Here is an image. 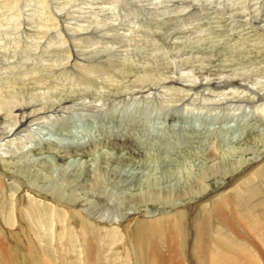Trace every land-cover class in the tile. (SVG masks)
<instances>
[{
    "label": "rangeland",
    "instance_id": "1",
    "mask_svg": "<svg viewBox=\"0 0 264 264\" xmlns=\"http://www.w3.org/2000/svg\"><path fill=\"white\" fill-rule=\"evenodd\" d=\"M7 3L0 0V237L12 264H85L84 238L89 264H133L137 223L156 217L184 228L178 251L188 264H206L195 231L214 225L218 211L238 221L228 228L235 246L263 252L248 222L264 216V172H244L264 166V101L237 83L264 93V0H48L51 15L39 0ZM217 80L232 86L200 84ZM240 95L256 109L237 104ZM14 114L33 129L21 140L5 133ZM30 202L45 242L32 231ZM17 223L27 238L13 231ZM211 226L201 234L222 240ZM29 246L41 262L22 257Z\"/></svg>",
    "mask_w": 264,
    "mask_h": 264
},
{
    "label": "bare ground",
    "instance_id": "2",
    "mask_svg": "<svg viewBox=\"0 0 264 264\" xmlns=\"http://www.w3.org/2000/svg\"><path fill=\"white\" fill-rule=\"evenodd\" d=\"M171 2V1H170ZM39 3L40 5H42V10L44 13H47L48 12V15H51L50 11H49V5H48V0H39ZM8 4H11L10 3V0H8V3L5 4V5H8ZM163 4V3H162ZM168 7V6H167ZM48 9V10H47ZM157 10V9H156ZM47 11V12H46ZM164 11H167V10H164ZM22 12V11H21ZM42 12V13H43ZM12 15V14H11ZM159 15V14H157ZM14 16V15H13ZM15 18V17H14ZM47 19V18H46ZM13 20V18H12ZM51 22V21H50ZM15 24H13L14 26ZM17 26V24L15 25ZM143 27V26H142ZM71 36V35H70ZM75 37V35H74ZM27 55V54H26ZM28 56V55H27ZM178 64V63H177ZM180 66V65H179ZM182 66V65H181ZM190 69V68H189ZM194 69V68H193ZM192 70V69H191ZM194 72V71H193ZM200 78V77H199ZM210 80V79H209ZM215 80V79H213ZM246 81V80H245ZM244 80H241L239 83H237L240 88L242 89H246V90H249L250 88V91L252 92V94L254 93V97L255 99L257 98L258 101H264V93H260L258 92L257 90H255L257 87H255V85H246ZM210 82V83H209ZM208 83H206V81L203 83L200 82L201 86H206V84L208 85V87H212V88H216V89H221L222 87L224 88L225 86L228 87L229 86H232V82L231 84H226V81H223V80H217L216 82H212V81H209ZM199 83V82H198ZM237 85V86H238ZM182 86V85H181ZM238 86V87H239ZM252 86V87H251ZM191 90L194 89L193 86L190 87ZM236 88V87H235ZM225 89V88H224ZM232 89V88H231ZM224 91V90H223ZM229 91V90H228ZM233 91V90H232ZM237 91V89H236ZM180 94V93H179ZM226 94V93H225ZM150 95V94H149ZM239 95V94H238ZM241 96V95H240ZM217 97V96H216ZM226 97V95H225ZM223 97V98H225ZM254 99V98H253ZM252 99V100H253ZM238 101L237 104H240L241 105H244L246 103V105H248V107H251L256 109V106H255V103L254 102H245V100H248V101H251V98L250 97H239V99H237ZM89 105V104H88ZM188 105V104H187ZM251 105V106H250ZM260 106V105H259ZM263 107V105H262ZM11 108V107H10ZM13 109V108H12ZM15 112V111H14ZM24 113V112H23ZM14 121L16 119H19V117L14 114V117L11 116ZM51 117V116H50ZM49 118V116H48ZM52 119V118H51ZM29 122H28V119H25V118H21L19 120V122L15 121V125L12 126V128H10L7 132L8 134V137H13L16 138L17 140H21L19 139L20 136L22 135V133H24V130H26L25 128H28L30 131L33 130L32 127H30L29 125ZM38 125V124H37ZM39 126V125H38ZM29 135V134H28ZM18 137V138H17ZM13 138V139H14ZM12 140V139H10ZM13 142V141H12ZM3 148V147H2ZM5 148V147H4ZM214 149V148H213ZM4 149H1L0 147V166H1V161L2 159H4V155H3V151ZM5 154V153H4ZM5 160V159H4ZM264 160V158H263ZM258 164H253L252 166H246L245 169L246 171L244 172V175L247 176V174L249 175H253V173L256 171V173L258 172H264V166L262 165L260 167V169L257 167ZM259 165H261V162L259 163ZM212 169V168H211ZM71 170V169H70ZM0 172L1 171V168H0ZM253 172V173H252ZM254 173V178L255 176L258 174ZM3 175H5L4 173H2ZM256 174V175H255ZM2 175V176H3ZM262 175V174H261ZM251 176L250 179H253ZM96 177V176H95ZM248 177V176H247ZM257 177V176H256ZM262 177V176H261ZM249 179V178H248ZM249 179V180H250ZM252 181V180H251ZM250 183V181H249ZM257 187V186H256ZM259 188V187H258ZM264 189V188H263ZM257 191V190H256ZM261 190L259 189L258 192H260ZM262 192V191H261ZM264 192V191H263ZM190 193V192H189ZM191 194V193H190ZM189 194V195H190ZM26 195V196H25ZM156 195V194H155ZM154 195V196H155ZM158 195V194H157ZM195 195V194H194ZM153 196V195H152ZM4 197V195H3ZM18 199H16V203H15V210H16V213L18 215V219L19 221L22 219V215H23V212H22V200L25 199V197H27V194H24L23 192L19 193V195L17 196ZM157 197V196H155ZM31 201V200H30ZM245 201H248L247 199ZM234 202V201H233ZM31 203V202H30ZM251 203V202H250ZM5 205V204H4ZM230 207V206H229ZM248 207V206H247ZM48 208V207H47ZM233 208V207H232ZM35 209V206H34V203H31L30 204V207L28 208L27 210V213H30L29 217H31L32 221H35L33 224H34V228L32 229V231L34 232V235L35 236H38V235H41L44 237V239L41 238V240H43L44 242L46 241V237H45V234L47 233H41V231L39 230V227L42 226L41 222L43 221L42 218L40 217V215H35V213L32 211ZM224 209V208H223ZM229 209V208H228ZM46 210V209H45ZM220 210V209H219ZM246 208H245V211L246 212ZM59 211V210H58ZM190 211V210H188ZM187 211V212H188ZM218 211V210H217ZM263 211V209H262ZM13 212V211H12ZM236 211L234 210V213ZM243 212V211H242ZM15 213V212H14ZM15 213V214H16ZM184 213V212H183ZM181 213V214H183ZM223 212L222 211H218L217 213V218L215 219V224L213 225L212 223V226L211 224H204L203 221L199 224V227L198 229L195 231V238H194V243L193 245L195 246L196 250L198 251V253H200V255L203 257V259L206 260V264H262L261 263V259L262 256L264 255L263 252H264V248H263V252L261 250L258 251L256 248L252 247V249L254 251H251V250H247L245 248V250H241L240 248H238L237 246H235V239L232 238V233H231V221L235 220L234 219V215L230 216V219L227 220V216H224L222 214ZM5 214V212H4ZM37 214V213H36ZM41 214V213H40ZM187 213L185 212V215ZM238 215V213H235ZM43 215V214H41ZM179 215V214H178ZM240 215V214H239ZM250 215V218H251V221L248 222V228L251 230L249 232L253 233V235H255V237L257 236L259 238V242L263 243L264 244V223L262 224L261 226V222L264 221V216L262 215H259L258 214V217L254 216L256 215V213H251L249 214ZM24 216V215H23ZM180 216V215H179ZM6 217L8 218V225L7 226H13L14 225V214L11 212H6ZM6 218V219H7ZM169 218H172V217H169ZM207 218V217H206ZM134 218L130 219V220H133ZM154 218H152L153 220ZM23 220L24 218L22 219V223H23ZM177 221V220H176ZM174 221L173 219H164V218H158L156 217V220L154 221H149V223L147 222H139L137 223L138 225V230H136L134 234V237H135V242H133L132 240V243L131 244H134V249H131L130 253L132 254L131 257L133 259V264H188L186 262L187 260V256H186V251L184 252V255H183V252L181 253L180 251H178V242H180L179 240H181V236L183 234H185V230L184 228H182V233H180V231L177 232V229H178V226H177V223ZM20 222V223H21ZM133 222H136L135 220H133ZM211 222V221H210ZM235 223L238 224V221L237 219L234 221ZM244 222V221H243ZM38 224H40L38 226ZM180 224V223H179ZM198 224V223H197ZM246 224V223H245ZM18 228H19V225L18 224ZM23 225V224H22ZM183 225V224H182ZM234 225V224H233ZM15 226V225H14ZM21 226V225H20ZM186 226V225H185ZM213 228V226L216 228V230H220L221 232V235L220 237L222 238L221 239H218V237H216V235L214 237H206V235H202L201 234V231L204 230L206 227H210ZM240 226V225H239ZM51 227V226H50ZM187 227V226H186ZM1 228L3 229V231L7 234H12V231H9L7 228H5V226H1ZM27 228V227H26ZM230 228V229H228ZM242 228V227H241ZM237 229V227H236ZM13 231H16L17 234H20V233H23L21 235H24L26 238H27V232L25 231L24 229V226L20 227L19 230L16 229V230H13ZM114 231V230H113ZM237 231L234 229V232ZM2 232V233H4ZM44 232V231H43ZM56 232V231H55ZM188 232H193V231H188ZM206 232V231H205ZM241 232V231H240ZM238 232V233H240ZM244 232V231H242ZM246 233V232H245ZM5 234V235H7ZM190 234V233H188ZM193 234V233H192ZM191 234V235H192ZM225 234L228 238L230 239H226L224 241L222 235ZM241 234V233H240ZM244 233H242L241 235L243 236ZM1 235V234H0ZM13 235V234H12ZM55 235V234H54ZM214 235V234H213ZM240 235V236H241ZM249 235V234H248ZM29 236V235H28ZM237 236V235H236ZM241 236V238H243ZM246 236V235H245ZM252 236V235H251ZM3 237V236H2ZM15 237V236H14ZM13 237V238H14ZM18 237V235H17ZM132 237V236H131ZM132 237V238H134ZM190 237V236H189ZM194 237V236H193ZM238 237V236H237ZM131 238V239H132ZM185 238V237H184ZM16 239V238H15ZM19 239V238H18ZM17 239L18 243H19V240ZM240 240V238H238ZM5 240V239H4ZM40 240L41 244L42 241ZM53 241V240H52ZM187 241V240H186ZM242 241V240H241ZM251 241V240H250ZM104 242V241H103ZM166 242H168V246H166ZM21 243V242H20ZM30 245L31 243L33 242H29ZM251 243V242H250ZM248 244V243H247ZM34 245V244H33ZM36 245V244H35ZM39 245V244H38ZM83 245V244H82ZM129 245V244H128ZM44 246V245H42ZM186 246V245H185ZM17 247V246H16ZM28 247V246H27ZM193 247V246H192ZM264 247V246H263ZM25 248V247H24ZM23 248V249H24ZM29 248L31 249L27 251V253H25L24 251H21L22 252V257L27 260L29 258V260L31 261H39L41 262L38 258L35 259V256L33 254L32 251H34V247H30ZM81 248V247H80ZM101 248V247H100ZM182 248V247H181ZM194 248V247H193ZM250 248V246H249ZM11 249V248H10ZM13 249V248H12ZM36 249V248H35ZM39 249V248H38ZM38 249H36L38 251ZM44 249V252L45 254L49 255L50 254V249L49 247L47 246H44L43 247ZM99 249V248H98ZM188 249V248H187ZM7 250H9V248L7 249L6 246H4V243H3V240L2 238L0 237V264H12L14 263L15 261V258L10 255L11 252H7ZM16 250V249H15ZM19 250V249H18ZM26 250V249H25ZM195 251H193V254L197 253ZM90 251L92 252L93 250L91 249V244L88 242V244L85 243V238H84V246H83V256H84V263L85 264H89L90 261H89V256H88V253L90 254ZM18 253V252H16ZM25 253V255H23ZM20 254V253H19ZM44 256V255H43ZM91 256V255H90ZM12 257V258H11ZM21 257V256H19ZM41 257V256H40ZM93 257V256H92ZM130 257V258H131ZM200 257V256H199ZM264 257V256H263ZM94 259V258H93ZM43 260V259H42ZM190 260V259H189ZM188 260V261H189ZM17 261V260H16ZM18 261H20L18 259ZM50 261V260H49ZM48 261V262H49ZM198 261V259H197ZM44 264H46V260L45 261H42ZM41 262V264H42ZM47 262V264H48ZM89 262V263H88ZM124 262V261H123ZM196 262V261H195ZM50 264H52L51 262H49ZM191 263V262H190ZM19 264V263H18ZM39 264V263H38ZM61 264V263H60ZM97 264V263H96Z\"/></svg>",
    "mask_w": 264,
    "mask_h": 264
}]
</instances>
